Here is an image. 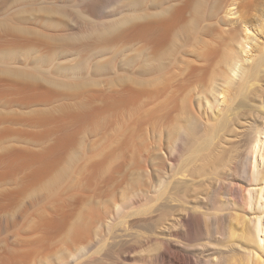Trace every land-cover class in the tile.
<instances>
[{
  "label": "rangeland",
  "instance_id": "rangeland-1",
  "mask_svg": "<svg viewBox=\"0 0 264 264\" xmlns=\"http://www.w3.org/2000/svg\"><path fill=\"white\" fill-rule=\"evenodd\" d=\"M168 8L178 14L155 35L136 27ZM263 14L264 0H0V264H189V251L211 255L200 217L173 222V210L183 213L176 201L171 215L153 212L164 188L179 185L188 206L207 191L231 201L222 224L235 246L216 254L222 264H258L241 233L263 214L264 130L259 170L249 150L264 125L254 106L264 99V72L247 99L234 98L231 86L225 104L204 98L214 100L209 90L225 70L221 44L242 19L253 54L264 51ZM216 109L230 119L217 132L209 121ZM244 185L255 189L250 206ZM147 220L173 235L169 244L136 234Z\"/></svg>",
  "mask_w": 264,
  "mask_h": 264
},
{
  "label": "bare ground",
  "instance_id": "bare-ground-1",
  "mask_svg": "<svg viewBox=\"0 0 264 264\" xmlns=\"http://www.w3.org/2000/svg\"><path fill=\"white\" fill-rule=\"evenodd\" d=\"M155 1V0H154ZM194 2V1H193ZM140 3V2H139ZM190 4H191V2H190ZM206 4V3H205ZM172 6V5H171ZM182 6V5H181ZM185 6V5H184ZM188 6V5H187ZM191 6V5H190ZM218 6V5H217ZM167 7V6H166ZM168 7H169V5H168ZM176 7V6H175ZM205 7V6H204ZM215 7V6H214ZM221 7V6H220ZM177 8V7H176ZM186 8V7H185ZM212 8V7H211ZM172 9H174V8H172ZM182 9H184V8H182ZM206 9V8H205ZM214 9V8H213ZM178 10V9H177ZM208 10V9H207ZM216 10V8L214 9V11ZM180 11V10H179ZM184 11H185V9H184ZM187 11V10H186ZM153 12V13H152ZM152 12H150V13H152V15L154 14V12L155 11H152ZM174 10L172 11V10H169V8L166 10H164L163 12L161 11V13H159L158 12V14H157V12H155V14L156 15H154V16H152L153 18L152 19H150V20H148V22H146V23H142V25H141V23H138V24H140L139 26H136V25H138V24H136L135 26L136 27H142V26H145V30H146V28L147 27H152V29H151V31H153V33L152 32H150V33H152L153 35H155L154 33V30L153 29H155V28H157V27H161V26H164V25H166V24H169L168 23V21H171L170 19H172V17L173 16H176L177 14H178V12H177V14L176 15H173L174 14ZM189 12V11H188ZM136 13V12H135ZM139 13V12H138ZM181 13V12H180ZM190 13V12H189ZM188 13V14H189ZM132 14V13H131ZM184 14V13H183ZM141 15H144V14H141ZM127 16V15H126ZM129 16V15H128ZM145 16V15H144ZM182 17V16H181ZM263 17H264V14H263ZM130 18V17H129ZM129 18H128V20H129ZM138 18H140V16H138ZM141 18H142V16H141ZM184 18H185V16H184ZM134 19H135V16H134ZM144 19V18H143ZM143 19H141V20H143ZM181 19V18H180ZM187 19V18H186ZM127 20V19H126ZM132 20V19H131ZM174 20V18L172 19V21ZM207 20V19H206ZM186 21H188V20H186ZM123 22V21H122ZM126 22V21H125ZM134 22H135V20H134ZM133 22V23H134ZM139 22H140V19H139ZM144 22V21H143ZM175 22V21H174ZM179 22H180V20H179ZM124 23V22H123ZM122 23V24H123ZM132 23V22H131ZM130 23V24H131ZM176 23V22H175ZM185 23V22H184ZM8 24V23H7ZM10 24V23H9ZM121 24V25H122ZM174 24V23H173ZM202 24V23H201ZM242 28L241 29H239V30H236V31H230L231 33H229V34H227L228 36L225 38V41L221 44V47H220V49H221V59H223V63H224V66H225V70H224V73L222 74V75H220V83H218V86L217 85H215V86H217V88H215L214 86H213V88H211V90H209V91H211L212 93V95H213V97H214V100L212 101V100H209L208 98H206L205 96V98H204V100L206 99V103L210 106V107H214V105H215V107L217 106L218 107V105H220V104H225V99L227 98V95H228V97H230L231 99L234 97V98H236V97H238V96H242V97H244V99H247V95L248 94H251L252 92L254 93V92H256L257 91V88L258 87H256V86H259V82L261 81V79H262V73L264 72V51H262L261 49L259 50L260 51V55L258 54V56L257 55H254L253 53V49L255 48L254 47V45H253V40H254V36L250 33L251 31H250V29H249V27L247 26V20L246 19H242ZM262 24V23H261ZM3 25V24H2ZM129 25V24H128ZM177 25V24H176ZM187 25V24H186ZM15 26V25H14ZM214 26H216V25H214ZM263 26H264V20H263ZM2 27H4V25L2 26ZM124 27H126V26H124ZM168 27H170V26H167L166 28H168ZM198 27V26H197ZM14 28V27H13ZM130 28V27H129ZM143 28V27H142ZM141 28V29H142ZM162 28V27H161ZM165 28V27H164ZM171 28V27H170ZM200 28V27H199ZM209 28V27H208ZM134 29H136L137 30V28H135L134 27ZM140 28H138V31H141V30H139ZM158 29L159 28H157V31H158ZM213 29V28H212ZM7 30V29H6ZM10 30V29H9ZM156 30V29H155ZM160 30H162V29H160ZM167 30V29H166ZM172 30V29H171ZM229 30V29H228ZM234 30V29H233ZM135 31V30H134ZM149 31V30H148ZM163 31H165V30H163ZM162 31V32H163ZM217 31V30H216ZM161 32V31H160ZM187 32V31H186ZM208 33V32H207ZM149 34V33H148ZM166 34V33H165ZM164 34V35H165ZM209 34V33H208ZM167 35H170V34H167ZM214 35V34H213ZM152 36V35H151ZM158 36V35H157ZM161 36H162V34H161ZM195 36V35H194ZM211 36H212V34H211ZM160 37V36H159ZM164 37V36H163ZM162 37V38H163ZM149 39V38H148ZM161 39V38H160ZM191 39V38H190ZM206 39V38H205ZM155 40H157V38L155 39ZM159 40V39H158ZM201 40V39H200ZM209 40V39H208ZM153 41V40H152ZM160 41V40H159ZM167 41H168V39H167ZM169 41H170V39H169ZM194 41V40H193ZM213 41V40H212ZM221 41V40H220ZM165 42V41H164ZM172 42V41H171ZM203 42V41H202ZM170 43V42H169ZM216 43V42H215ZM161 44V43H160ZM204 44V43H203ZM206 44V43H205ZM208 44V43H207ZM207 44H206V46H207ZM159 45V44H158ZM205 46V45H204ZM220 46V45H219ZM167 47V46H166ZM191 47V46H190ZM160 48V47H159ZM162 48V47H161ZM182 48V47H181ZM204 48V47H203ZM206 48V47H205ZM191 49V48H190ZM207 49H209V48H207ZM180 50V49H179ZM188 50V49H187ZM202 48H201V52H202ZM206 50V49H205ZM152 51V50H151ZM178 51V50H177ZM154 52V51H153ZM188 52H189V50H188ZM197 52V51H196ZM195 52V53H196ZM200 52V51H199ZM200 52V53H201ZM206 52H207V50H206ZM190 53V52H189ZM196 54H198V53H196ZM202 55H205V54H202ZM217 55V54H216ZM199 56V55H198ZM178 57V56H177ZM198 58V57H197ZM180 59V58H179ZM192 59V58H191ZM214 59V58H213ZM154 61V60H153ZM191 61V60H190ZM213 62V61H212ZM240 62H242V63H247V65L245 66V65H243L242 63L240 64ZM195 63V62H194ZM199 63V62H198ZM184 64V63H183ZM201 66V65H200ZM207 66V65H206ZM181 67V66H180ZM208 67V66H207ZM200 68V67H199ZM172 69V68H171ZM194 69V68H193ZM209 69V68H208ZM178 71V70H177ZM177 71H173L174 73H176ZM193 71V70H192ZM207 71V70H206ZM170 72V71H169ZM208 72V71H207ZM210 72H212V71H210ZM209 72V73H210ZM216 72V71H215ZM218 72H220V70L218 71ZM168 73V72H167ZM173 73V74H174ZM217 73V72H216ZM221 73H222V71H221ZM177 74V73H176ZM218 74V73H217ZM215 75V74H214ZM16 76H17V74H16ZM25 76V75H24ZM178 76V75H177ZM199 76V75H198ZM211 76V75H210ZM176 78V77H175ZM193 78V77H192ZM210 78V77H209ZM165 80L167 79V78H164ZM168 79H169V77H168ZM171 79V78H170ZM153 81V80H152ZM137 82V81H136ZM144 82V81H143ZM148 82H150V81H148ZM159 82H161V81H159ZM219 82V81H218ZM150 83H152V82H150ZM149 83V84H150ZM170 83V82H169ZM77 84V83H76ZM144 83H142L141 85H143ZM147 84V83H146ZM155 85H157L156 83H154ZM159 84V83H158ZM213 84V83H212ZM216 84V83H215ZM79 85V84H78ZM154 85V86H155ZM164 85V84H163ZM166 85V84H165ZM181 85V84H180ZM261 85V84H260ZM77 86V85H76ZM169 86V85H168ZM229 86H231L232 87V89L229 87ZM68 87V86H67ZM71 87V86H70ZM75 87V86H74ZM156 87H159V86H156ZM185 87V86H184ZM190 87V86H189ZM226 87H229L228 89H231V90H233V89H235L234 91H233V93H232V95H234L233 97H232V95L229 93H226L227 95H225V91L226 90H228ZM77 88H80V86H77ZM174 88V87H173ZM182 88V87H181ZM226 88V89H225ZM76 89V88H75ZM142 89V88H141ZM147 89V88H146ZM84 90V89H83ZM154 90V89H153ZM157 90V89H156ZM166 90V89H165ZM172 90V89H171ZM212 90H214V91H212ZM230 90V91H231ZM206 91V90H205ZM229 91V90H228ZM176 92V91H175ZM201 92V91H200ZM207 92V91H206ZM137 93V92H136ZM170 93H172V91L170 92ZM71 94V93H70ZM138 94V93H137ZM174 94V93H173ZM172 94V95H173ZM188 94H189V91H188ZM187 94V95H188ZM204 94V93H203ZM210 94V95H211ZM198 95V94H197ZM219 95H222L221 97H219ZM154 96V95H153ZM157 96V95H156ZM178 96V95H177ZM184 96V95H183ZM155 97V96H154ZM225 97V98H224ZM264 98V97H263ZM178 99V98H177ZM234 100V99H233ZM166 101V100H165ZM231 101V100H230ZM156 103H157V101H156ZM160 103V102H159ZM169 103V102H168ZM232 103V102H231ZM154 104V103H153ZM165 104V103H164ZM226 104H228V102L226 103ZM238 104V103H237ZM239 105V104H238ZM240 105H245V101L242 99V101H240ZM164 106V105H163ZM226 106V105H225ZM254 106H256V109H257V112L256 113H258V115L260 114L261 116V118H263L264 119V99H261L260 100V103H258V104H256V105H254ZM227 107V106H226ZM233 107H234V105H233ZM232 107V108H233ZM154 108V107H153ZM157 108H159V107H157ZM231 108V106H229L228 107V110H231L230 109ZM152 109V108H151ZM169 109V108H168ZM171 109V108H170ZM226 108H224V110H225ZM263 109V110H262ZM155 110V109H154ZM184 110V109H183ZM217 110V109H216ZM181 111H182V109H181ZM233 111V110H232ZM153 112V111H152ZM155 112H157V111H155ZM190 112V111H189ZM219 110H217V113L215 114L214 112V114H211L210 115V117H209V121H210V125H211V128H214V130L217 132V131H222L224 128H226V126H227V124H228V122H229V117L227 116V114L226 113H224V111H223V113L224 114H222V115H220L219 113ZM72 113V112H71ZM192 113V112H191ZM221 113V112H220ZM187 114V113H186ZM182 115V114H181ZM197 115V114H196ZM195 115V116H196ZM73 116V115H72ZM183 117V116H182ZM40 118V117H39ZM184 118V117H183ZM45 119V118H44ZM206 120V119H205ZM36 121V120H35ZM207 121V120H206ZM181 126V125H180ZM188 126V125H187ZM193 126V125H192ZM183 127V126H182ZM198 127V126H197ZM187 128V127H186ZM196 128V127H195ZM211 128H210V130H211ZM209 129V128H208ZM183 130V129H182ZM205 130H206V128H205ZM213 130V129H212ZM261 130H264V125H262L261 127H260V130H257V132H256V134H257V136H255V137H253L252 138V140H251V144H250V154L252 155V156H250V157H252V159H253V161H252V163H253V167L252 168H256L257 169V162H256V160H258V157H260V155H262L263 156V154H261L262 152H261V150H262V143H260L261 141H260V139H259V136H260V133H261ZM180 131V130H179ZM187 131V130H186ZM214 131V133L213 134H215L216 132ZM263 132V131H262ZM177 133V132H176ZM180 133H181V131H180ZM184 133V132H183ZM205 134V133H204ZM254 135H255V133H254ZM208 136V135H207ZM212 136H214V135H212ZM176 137V136H175ZM174 137V138H175ZM173 138V137H172ZM204 138V137H203ZM178 140V139H177ZM211 140V139H210ZM172 141V140H171ZM170 141V142H171ZM208 141V140H207ZM213 141L214 140H212V143H213ZM173 142V141H172ZM171 142V143H172ZM211 142V141H210ZM174 143V142H173ZM206 144H207V142H206ZM209 146L211 145V144H208ZM207 145V146H208ZM177 146V145H176ZM173 147H174V145H173ZM178 147V146H177ZM211 147V146H210ZM214 148V147H213ZM198 149V148H197ZM199 151V150H198ZM210 151V150H209ZM248 151V152H249ZM208 152V151H207ZM101 153V152H100ZM206 153V152H205ZM209 153H211V151L210 152H208V153H206V154H208L207 156H209ZM215 153V152H214ZM220 153V152H219ZM41 154V153H40ZM203 154H204V152H203ZM202 154V155H203ZM218 154V153H217ZM216 154V155H217ZM210 155H212V154H210ZM213 155H215V154H213ZM41 157V156H40ZM220 157V156H219ZM200 158V157H199ZM198 158V159H199ZM209 158V157H208ZM211 160H215L216 158L214 157V158H210ZM231 159V158H230ZM218 160V159H217ZM220 160V159H219ZM247 160V159H246ZM249 160H250V158H249ZM248 160V161H249ZM42 161V160H41ZM222 161V160H221ZM220 161V162H221ZM224 161V160H223ZM239 161H240V159H239ZM244 161V160H243ZM215 162V161H214ZM214 162H212V163H214ZM250 162V161H249ZM51 163V162H50ZM207 163V162H206ZM208 163H211V162H208ZM224 163V162H223ZM222 163V164H223ZM238 163V162H237ZM251 163V162H250ZM42 164V163H41ZM71 164V163H70ZM245 164H246V162H245ZM244 163H243V165H245ZM45 165V164H44ZM47 165H48V163H47ZM50 165V164H49ZM72 165V164H71ZM202 165H203V163H202ZM211 165V164H210ZM238 165H240V163L238 164ZM41 166V165H40ZM213 166V165H212ZM211 166V167H212ZM217 166V165H216ZM46 167V166H45ZM71 167V166H70ZM69 167V168H70ZM240 167V166H239ZM207 168H209V167H207ZM237 168V167H236ZM241 168V167H240ZM251 168V169H252ZM254 168V169H255ZM214 169V168H213ZM213 169H212V171H213ZM37 170H39V169H37ZM200 170V169H199ZM219 170V169H218ZM248 170V169H247ZM246 170V171H247ZM253 170V169H252ZM257 170H259V169H257ZM46 171H47V169H46ZM179 171V170H178ZM203 171V170H202ZM245 171V169H243V168H241L240 169V174L239 175H241L242 176V178H244L245 180L246 179H249V178H251L250 179V182H248V185L250 186V184L253 182L252 181V177L250 176V172H249V174H248V172H246ZM71 172V171H70ZM208 172V171H207ZM210 172V171H209ZM215 172V171H214ZM218 172V171H217ZM229 172H230V170H229ZM239 172V171H238ZM256 172V171H255ZM44 173V172H43ZM205 173V172H204ZM211 173V172H210ZM222 173H223V171H222ZM227 173V172H226ZM226 173H224V174H226ZM38 174H39V172H38ZM66 174V173H65ZM170 174H173V173H170ZM169 174V175H170ZM185 173H182V175L183 176H185L184 175ZM215 174H217L218 176H219V174L218 173H215ZM228 174V173H227ZM226 174V175H227ZM232 174V173H231ZM256 174H258V172H256ZM67 175V174H66ZM187 175V174H186ZM212 175V174H211ZM230 175V174H229ZM252 175V174H251ZM34 176V175H33ZM203 176V175H202ZM222 177L224 176L225 177V175H221ZM233 176V175H232ZM254 177H255V180H254V183L256 182V178L258 177H256V175L254 174L253 175ZM66 177V176H65ZM215 177H216V175H215ZM231 177V176H230ZM239 178V177H238ZM264 178V177H263ZM218 179V178H217ZM177 180H179V179H177ZM231 180H233V179H231ZM241 180H243V179H241ZM258 181V180H257ZM245 182V181H244ZM259 182V181H258ZM165 183H167V182H165ZM170 183V182H169ZM173 183V182H172ZM177 183H178V181H177ZM250 183V184H249ZM164 184V183H163ZM175 184V183H174ZM233 184H235V183H233ZM48 185V184H47ZM169 185V184H168ZM167 184H166V186H168ZM171 185V184H170ZM165 186V185H164ZM165 186V187H166ZM245 187L244 188H246L247 186L246 185H244ZM249 186L246 188V191L248 192V194L250 195V196H248L249 197V206L250 205H252V202H254V200H253V198L255 197L254 195H252L253 194V189L252 188H249ZM179 187H180V185H179ZM179 187L178 186H174L173 187V190L174 191H171V190H166L165 188H164V190H163V192H162V194L163 195H165L167 192V194H168V196H167V194H166V198H162V202L163 203H161V204H159L154 210H153V212L155 211V212H160V213H163V214H166V215H171L172 214V212H173V215H171V216H173L174 217V221L173 222H175V223H182V224H185V225H188L189 223V217H193L194 218V216H197V217H200L203 221H201V222H203L201 225H199V228L201 229V227H202V229L204 230V232H205V237H206V239L208 240V243L207 244H209V243H211L214 247H212L213 248V252H212V254L211 255H206V256H199L198 254L199 253H197V252H195V250H192V251H189V254L190 255H187L186 254V256H185V258H187L188 260H189V264H193V261H191L192 260V258L194 257L195 258V261H201V263H203V264H222V262H221V256L219 257L218 255H219V253H220V255H222L223 256V253H229L228 251L230 250L231 251V249H233L234 247H232L233 245L235 246V244L234 243H231V241L233 240V238L235 237V235H232L230 232L229 233H227V228L225 227V226H223L224 225V223L225 222H223V224H222V220H223V218L225 219V217H223V216H225L224 215V213H222L223 211H225L226 209H228V208H230V207H233V205L231 204V201L229 202V201H226V200H224V198L222 199L220 196H218L217 197V195L216 196H214V194H213V192L211 193V192H209L208 193V191L206 192V194L204 195V197L202 198V200L201 201H197L196 203H193V205L192 204H189L190 206H188V203H187V200L186 201H184V199H183V193H181V192H178V190H179ZM206 187H207V185H206ZM251 187V186H250ZM169 188V186L167 187V189ZM206 190V189H205ZM245 190V189H244ZM255 190V189H254ZM181 191V190H180ZM262 191L264 192V181L262 182V187H261V190H260V192H261V197H259V202H260V205L261 206H259L260 208H261V213H263V214H261V215H258L257 217H256V220H255V224H254V229L253 230H248L247 228V230H244V232L242 231V239L244 238V239H246L247 241H248V243L249 244H251V246L250 247H248V246H244V250L246 251L247 250V253H250V254H248L247 256H248V258H250L249 256L252 254V257L254 258H258V264H264V260H261L262 258H261V256H262V253L261 252H264V222H263V220H264V193H262ZM259 192V193H260ZM220 194V193H219ZM162 196V195H161ZM185 196V195H184ZM254 196V197H253ZM257 200V199H256ZM176 201V203H178L180 206H179V208L181 209L180 211H182L183 213H178V214H174L175 213V211L176 210H178V209H176V208H174V209H176V210H173V207H172V205H171V203L170 202H175ZM248 201V200H247ZM257 202V201H256ZM258 202V203H259ZM174 206V205H173ZM237 206H239V205H237ZM248 206V207H249ZM258 206V205H257ZM178 208V207H177ZM236 208V207H235ZM234 208V209H235ZM148 210H151V209H148ZM147 209H144L143 211L141 210V212H146V211H148ZM173 210V211H172ZM179 211V210H178ZM228 213V212H227ZM234 213H235V211H234ZM252 216V215H251ZM234 217V216H233ZM248 217V216H247ZM255 217V216H254ZM235 218H236V220L233 222V227H235V228H237V226H238V224H239V222L237 221V219H238V217H237V215H235ZM252 218V217H251ZM191 219V218H190ZM195 219V218H194ZM232 220V219H231ZM247 221H249V218H247L246 219ZM224 221V220H223ZM144 222V221H143ZM149 221L147 220V221H145L144 223H145V225L144 226H146V231L145 232H142V231H140V230H142V229H140V230H138L137 232H136V234L137 235H145V234H147L146 232H150V233H148L147 235H146V237H149L151 240L153 239H156V241L157 240H159V241H162V242H167V244H169L170 243V238L169 237H173V235L171 234V233H168V232H166V233H164V235H162V234H160L162 231L164 232L165 230L163 229V230H161V232H160V230L157 232L156 230L154 231V229H153V231H152V228H150L149 226H150V224L148 223ZM249 223V222H248ZM143 224V223H142ZM175 225V224H174ZM228 226H230V225H228ZM160 227V226H159ZM158 227V228H159ZM167 227V226H166ZM189 227V226H188ZM142 228V227H141ZM230 228V227H229ZM228 228V229H229ZM125 229V228H124ZM172 229V228H171ZM201 229V230H202ZM232 229V228H231ZM252 229V228H251ZM236 230V229H235ZM126 231V230H125ZM167 231V230H166ZM229 231H231V230H229ZM171 232V231H170ZM232 232H236V231H232ZM149 234H151V235H149ZM235 234V233H234ZM159 235H161V236H164V237H161V236H159ZM171 235V236H170ZM238 236H239V234H238ZM137 237V236H136ZM140 237V236H139ZM144 237V236H143ZM237 237V236H236ZM235 237V238H236ZM148 238V239H149ZM175 238V237H174ZM234 238V239H235ZM239 238H241L240 236H239ZM245 241V240H244ZM243 241V242H244ZM233 242V241H232ZM246 242V241H245ZM247 244V243H246ZM237 246H240L239 244H237L236 243V247ZM241 247V246H240ZM166 249V256H168L167 254H169V248H168V246L167 247H165ZM174 248H175V246H174ZM174 248H172L173 250H174ZM179 248V247H178ZM206 248V247H205ZM238 248V247H237ZM171 249V248H170ZM240 249H243V247H241ZM151 250V249H150ZM176 250H177V248L174 250L175 251V253H176ZM173 251V252H174ZM183 251H185V250H180L179 251V249H178V253L181 255V252H183ZM244 251V252H245ZM259 251H261L260 253H261V256L259 255L260 253H258ZM172 252V253H173ZM209 253V252H208ZM218 255H217V254ZM222 253V254H221ZM243 253V252H242ZM246 253V252H245ZM244 253V254H245ZM264 254V253H263ZM170 255V254H169ZM254 255V256H253ZM162 256V255H161ZM161 256H157V257H161ZM177 256H178V254H176V258H177ZM184 256V255H183ZM183 256H181V257H183ZM163 257V256H162ZM172 257V256H171ZM173 257H174V255H173ZM178 257H180V256H178ZM180 257V258H181ZM156 258V257H155ZM224 258V257H223ZM261 258V259H260ZM171 259H173V258H171ZM179 259V258H178ZM183 259H184V257H183ZM239 259V258H238ZM157 260H159L158 258H157ZM174 260V259H173ZM248 260H250V259H248ZM184 261V260H183ZM187 261V260H186ZM185 261V262H186ZM178 262H180L179 260H178ZM188 262V261H187ZM238 263V262H237ZM188 264V263H187Z\"/></svg>",
  "mask_w": 264,
  "mask_h": 264
}]
</instances>
